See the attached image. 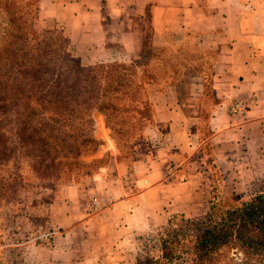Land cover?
Masks as SVG:
<instances>
[{
  "label": "crops",
  "instance_id": "obj_1",
  "mask_svg": "<svg viewBox=\"0 0 264 264\" xmlns=\"http://www.w3.org/2000/svg\"><path fill=\"white\" fill-rule=\"evenodd\" d=\"M36 5L39 19L65 34L82 65L116 61L108 41L128 61L139 58L144 26L150 53L192 36L198 51L214 56L212 101L203 99L199 75L181 80L182 93L170 83L163 90L148 85L150 138L134 146L127 160L108 139L112 148L104 143L108 158L97 172L43 188L20 222V233L28 236L19 244L23 262L134 264L140 238L157 236L168 217L207 213L211 181L200 154L204 146L222 177L224 197L264 191V0H37ZM234 100L246 108L242 118L228 115ZM202 114L209 134L199 139ZM92 200L103 206L88 212Z\"/></svg>",
  "mask_w": 264,
  "mask_h": 264
},
{
  "label": "trees",
  "instance_id": "obj_2",
  "mask_svg": "<svg viewBox=\"0 0 264 264\" xmlns=\"http://www.w3.org/2000/svg\"><path fill=\"white\" fill-rule=\"evenodd\" d=\"M30 6L22 0H0L5 21L0 31V141H4L0 155L9 149L17 161L22 144L39 143L43 148L37 169L43 164L44 174L48 167L57 174L69 171L71 164L54 163L56 157L94 147L88 134L92 110L102 113L110 130L120 135L148 120L150 106L143 85L153 82L155 75L144 70L141 79L148 83L142 85L131 65H82L54 36L34 31ZM29 167L25 174L35 175L37 169ZM211 167L212 182H221L217 168ZM165 226L158 235L155 264H212L233 249L264 252V191L258 189L245 198L212 194L202 218L173 215Z\"/></svg>",
  "mask_w": 264,
  "mask_h": 264
},
{
  "label": "rangeland",
  "instance_id": "obj_3",
  "mask_svg": "<svg viewBox=\"0 0 264 264\" xmlns=\"http://www.w3.org/2000/svg\"><path fill=\"white\" fill-rule=\"evenodd\" d=\"M22 1L31 5L28 10L32 16L31 21L34 24V31L37 34L54 36L58 43H63L68 49V53L75 57L73 55V49L68 44L65 34L60 29H57L48 23H44L39 19L37 15V0ZM4 22L3 17L0 15V31L4 27ZM148 37L149 30L144 26L142 37L144 53L139 58L131 61L126 59L115 44L109 41L106 42V47L117 53V55H115L116 61L99 64L121 63L131 65L137 71V79L142 85L145 84V82L148 83L147 80L141 79L142 72L144 70H146V72L150 70L154 71V81L143 85L146 99V87L148 85H157L159 90H163V87L170 83L171 85H176L182 93V85L180 84L181 80L199 75L204 80L205 90L203 99L206 100V102H211L212 93L210 83L212 62L214 59L213 54L210 52L201 53L198 51L194 41L195 39L192 36H188L184 44L172 48H165L164 53H154L153 56H151L152 53H150L148 46ZM162 63H165L166 65H161ZM167 68L171 71H175L169 72L166 70ZM157 70L158 72H156ZM203 113H205V111H203ZM149 115L150 116L147 118L148 120L141 121L139 125L134 128L131 127L125 129L126 134L120 135L110 130L106 124L105 116L102 113L92 110L89 113L90 129L88 134L91 140L95 143L94 147L84 149L81 151V154L78 152H72L70 154L66 153L67 155L65 154L64 158L58 156L54 160V163L59 161L60 163L71 164L69 171L60 170L55 174L53 173L54 171L52 170V172L50 167H48L47 173L44 174L42 171L43 164L39 165L37 169V160L41 156L43 148V145L39 143L32 144L28 141L27 145H21L19 156L23 158V162L20 157L17 158V161H13V155H11V152H7L9 149H7L5 153L3 152V154L0 155V264H31L27 260L23 262V259H21L22 250L19 244L22 241H25L28 236L25 231L23 233L24 236L20 233V222L22 221V218L23 221L25 219L24 211L26 210V207L37 202L36 196L41 193L42 189L46 187L51 188L55 185H65L71 182H78L97 172L98 169L106 163L108 158V154L103 149L104 145L107 143L110 148H112L110 143H108V139L113 141L116 147L121 151L122 158L127 160L132 148L138 144L146 142V140L150 138L149 136L151 132L154 131V120L152 118L151 107ZM206 115L207 114H202V117L196 126V134L199 139H204L209 134L206 125ZM68 134H70V132ZM67 138H71V136ZM23 140L26 141L24 138ZM46 141L49 142V139H46ZM0 145H4V141L1 140ZM48 146L54 147L51 143H49ZM12 153L16 155V152L13 151ZM207 153L210 154V149L207 146H204L201 149L200 154L205 161L206 168L211 174L214 172L211 167L212 158L211 154L206 156ZM27 165H29V168L31 169H37V173L33 176L26 175L24 171L27 168ZM211 177L212 174L210 175V186L211 188H215V190H211V196L212 194H215L216 197H224L222 194V181L218 183L212 182ZM164 229L160 231L157 236L140 238V242L134 253V264H155L158 256V235L161 234ZM36 234L37 233H34L32 236L36 237ZM212 264H264V252L251 253L233 249L220 255Z\"/></svg>",
  "mask_w": 264,
  "mask_h": 264
},
{
  "label": "built area",
  "instance_id": "obj_4",
  "mask_svg": "<svg viewBox=\"0 0 264 264\" xmlns=\"http://www.w3.org/2000/svg\"><path fill=\"white\" fill-rule=\"evenodd\" d=\"M246 112V108L240 100H234L228 107V115L231 118H242ZM103 206V202H97L92 200V202L87 206L88 212H94Z\"/></svg>",
  "mask_w": 264,
  "mask_h": 264
}]
</instances>
